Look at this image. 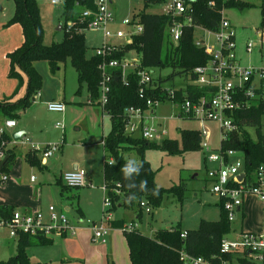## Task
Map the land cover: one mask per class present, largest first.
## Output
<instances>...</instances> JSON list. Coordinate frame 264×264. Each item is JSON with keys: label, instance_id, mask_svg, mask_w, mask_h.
I'll return each instance as SVG.
<instances>
[{"label": "trees", "instance_id": "1", "mask_svg": "<svg viewBox=\"0 0 264 264\" xmlns=\"http://www.w3.org/2000/svg\"><path fill=\"white\" fill-rule=\"evenodd\" d=\"M12 1L14 11L6 24L19 23L23 41L7 53L10 62L8 74L21 79V72H23L26 75V87L23 95L14 101L0 100V109L4 117L17 119L21 111L31 104L35 94L40 90L42 76L34 65L38 59H46L52 70L57 69L68 59L77 73L78 88L76 91L78 92L82 84H85L89 97L97 100L101 78L99 68L101 56L94 53L87 54L85 30H81L85 21L80 19L81 9L85 6L93 8L94 0H63L62 23L69 22L70 25H67L65 30L63 29V37L60 41H53L49 44L42 42L43 26L37 0ZM162 1L164 0H145L144 8L134 13V18L142 24L141 32L134 34L130 41L123 43L111 56L121 59L129 50H135L139 54L140 66L149 69L171 67V72L166 76L152 75L151 86L146 91L145 97H140L136 72H129L125 83L121 76L120 66L107 68L111 79L103 109L109 115L110 128L105 135L103 145L106 157H112L113 161L107 163L105 159L103 163V182L111 200V209L113 210L117 205L131 208L137 218H140L144 209L142 202L149 206V211L152 212L162 203L168 193L175 195L178 201L182 202L185 189L182 181L170 186L158 185L155 181L156 170L144 158V150L154 147L171 154H182L185 149H201V137L199 131L193 128L181 130V144L175 137L167 136L160 140H150L141 136L129 135L124 132L125 108L134 105L146 109V96H156L161 100L170 98L167 87L163 84L166 79H172L176 74H183L191 80L194 78V67L209 61L210 54L194 43V24L217 29L221 19L220 10L224 5L241 9L252 5L246 0L226 2L216 0L214 6L210 4V0H185L191 8L192 24L184 25L182 34L175 43L170 39L167 30L171 14L161 10L148 11L145 9L151 3ZM261 9L263 25L264 1L261 3ZM205 93H210L207 87L188 81L183 86L175 88L174 100L179 102L185 96L198 97ZM235 115L239 126L229 133V137L222 144L224 147L243 150L247 171L252 172L258 165L264 163V130L262 128L264 99L252 98L250 106L237 110ZM248 126L255 127L256 137L252 136ZM10 138V134L5 130L0 132V144L2 140L7 141ZM127 148L134 149L140 159L134 161L125 157L123 150ZM6 155L2 171L6 169V163L13 158L10 150H7ZM25 158L30 164L41 165L37 150H28ZM57 182H61L60 179ZM70 187L75 186L61 183V192L63 193ZM219 204L221 217L216 220L201 219L199 226L195 228L182 229L180 223L177 222L174 225L156 229L151 236L142 233L137 228L124 230L129 264H182L179 255L181 249L194 256H203L217 264H221L222 260H228L231 263L235 256L241 264H252L247 257L239 253L221 251V240L232 230L233 225L221 200ZM12 209V206L0 204V215H7ZM183 230L185 235L180 236ZM51 241V236L22 233L16 238V253L0 259V264H61L58 261L32 260L27 253L28 246L47 244Z\"/></svg>", "mask_w": 264, "mask_h": 264}, {"label": "built area", "instance_id": "2", "mask_svg": "<svg viewBox=\"0 0 264 264\" xmlns=\"http://www.w3.org/2000/svg\"><path fill=\"white\" fill-rule=\"evenodd\" d=\"M48 1L56 4L60 0ZM110 3L111 0H94L93 8L85 6L80 12V19L85 21L81 30L98 29L102 33V43L93 48V53L101 56L99 63L101 78L97 101L102 107L110 89L111 74L107 71L108 67L120 66L124 81L129 72H136L140 97H145L146 91L151 86L153 75L152 69L139 65L138 55L130 57L126 54L121 59L111 56L123 43L114 42L110 38L125 36L130 41L134 34L141 32L142 24L137 18L126 16L121 20L125 25L124 28H112L115 15ZM215 3L216 0H210L212 6ZM188 8V3L185 0H170L165 2L162 7L163 12L171 14L167 30L170 39L175 43L179 40L184 25L192 24L191 8ZM226 8L227 6L224 5L220 10L221 19L217 29L194 24L195 28L203 30L202 35L194 37V43L203 47L211 57L206 64L196 65L194 78L187 79L185 82L190 81L205 86L210 93L201 94L198 97L185 96L181 101L176 102L174 96L175 88L178 86H166L170 98L165 100L170 101L176 108L168 118H194L200 121L201 149L204 151L205 161L212 163L207 168V177L212 183L211 190L219 196L228 218L232 221L238 212L243 214L244 199L247 195L255 194L262 201V230L249 231L235 228L234 236H229L232 228L221 240V251L242 254L252 264H264V163L249 172L246 167L244 151L235 147H224L222 144L229 137V133L239 126L235 115L236 111L250 106L252 98L261 97L264 99V66L245 64L239 60L236 52V30L226 14ZM67 25L70 23L68 22ZM258 34L261 36V43H263L264 24L259 28ZM253 46L254 42L249 40L247 49L251 51ZM162 101L164 100L156 96H146V109L134 105L127 106L124 111V132L150 140L167 137V127L161 121H154L157 117L155 108ZM47 107L50 110L63 111L65 103L61 100H49ZM207 121L217 123V134L215 130L208 127ZM5 125L13 126L15 120L6 119ZM55 125L62 126V123L57 121ZM2 130L0 129V132ZM24 140L28 141L27 138ZM214 141H218V144L213 145ZM34 147L39 149L42 158H47L56 152L59 143L48 142L41 147ZM112 161V157H106L107 163ZM241 173H244L243 177H240ZM2 178L5 179L6 175L3 174ZM61 179L67 185L80 186L85 183L86 171L83 168L66 170L62 172ZM103 189L105 193L100 221L92 226V239L99 242L107 240L108 232L111 229L108 221L112 218L111 200L107 194V187L103 185ZM116 192L120 191L116 190ZM142 204L145 210H150V207L146 206L144 202ZM78 227V222H72L65 210L57 208L54 203L47 205L46 213L39 209L13 208L9 214L0 215V239L2 232L13 238H17L22 233L53 236L66 232L74 233ZM121 228L133 230L135 222H126ZM184 235L185 231L183 230L180 232V236ZM179 255L182 264H217L203 256L191 255L183 249L180 250ZM221 264H229V261L222 260Z\"/></svg>", "mask_w": 264, "mask_h": 264}, {"label": "rangeland", "instance_id": "3", "mask_svg": "<svg viewBox=\"0 0 264 264\" xmlns=\"http://www.w3.org/2000/svg\"><path fill=\"white\" fill-rule=\"evenodd\" d=\"M165 1L170 0L155 3V5L148 6L145 9L148 11L159 10ZM246 1L252 5L242 9L235 6L227 7V15L237 28L239 36H242V39H244V44L246 43V39H250L254 42V45L256 44L253 52L245 50L243 54L244 62L247 63L249 59H253L255 65H264V42L261 43V36L256 32L257 28H260L262 25L263 14L261 3L263 0ZM38 4L42 11V42L49 44L53 41H60L64 30L67 28L66 22L62 23L61 29L58 28L63 21V0H60L56 4H52L48 0H38ZM143 8V0H115L113 4L116 16L114 25L124 28L125 25L121 22V18L130 16L134 11ZM84 34L85 43L88 45L87 54H91L93 52L92 46L102 43L101 30L87 29L84 31ZM112 39L118 43L128 41V38L125 36L113 37ZM260 44H262L261 47ZM128 54L130 57L135 56L133 51H129ZM34 65L42 76V95H35L34 101L30 105L31 111L17 118L18 124L16 127L25 125L34 139L37 141L50 140V143L52 141L58 142L63 132L65 133L66 143H68L65 151L68 155L77 154L79 161L85 167H89L93 175L91 184L81 187H70L68 190L76 191L80 189L79 203L87 212L86 215H89L90 218H96L101 214V209L103 208L102 153H100L97 146L91 145V143L90 145L80 147L79 142L81 140L91 142L93 137L96 136L95 139H97L100 136L101 131L103 133L108 132L110 128L109 117L107 114H104L103 117L101 116L102 122L100 124L96 122V119L99 121L100 113L96 117V111L90 107L92 104L87 103L89 93L85 84H82L78 92L76 91L78 88L77 73L68 59L65 61V64L62 63L58 69L54 70L49 67L46 59H38L34 62ZM171 70V67H154L152 74L153 76H166ZM187 79L183 74H176L172 79H166L163 84L167 87L172 85L182 86ZM49 96L63 97L65 108L62 114L47 109L46 99ZM75 97H77V102L74 101ZM89 100L91 103L97 104L93 98ZM173 109L176 110L170 101H162L155 109L157 117L154 121H161L168 129L167 136L177 138L178 143L181 144V130L193 128L199 131L201 124L199 120L194 118H168ZM4 121L3 114L0 111L1 127ZM56 121L62 122L64 127H55ZM206 124L213 131L215 130L217 134L218 128L216 122L207 121ZM262 128L264 130V115L262 116ZM11 129H9L10 132ZM248 129L252 136L256 137L255 127L248 126ZM3 130L7 132L6 129L3 128ZM24 143H26L24 139L18 143H14L12 138L7 141H1L0 159L6 155L7 150H10L13 155L14 151H16L15 160L10 159L5 166L8 169L5 174L7 175V180L19 179V184L23 186L25 193L27 191L30 192L29 197L33 193L32 184L36 185L39 181H42V190L45 195L51 189L60 190L61 184L55 182L59 176L60 169H64L61 168L60 161H58L60 153L58 156L48 158L47 167L30 163L29 165L25 163L22 157L28 148ZM212 144L217 145L218 141H214ZM30 149L39 150L32 147V145ZM123 152L134 161L140 159V156L132 148H127ZM204 156V151L199 148L185 149L182 154H171L154 147L144 150V158L156 170L155 181L158 185L170 186L179 181L184 182L185 185L182 202L178 201L175 195L168 193L163 198L162 203L153 209L152 213L144 212L142 218L140 217L139 220L140 229L144 234L151 236L156 229L171 226L177 222L180 223L182 229L195 228L199 226L201 219L216 220L221 217L219 196L211 190L212 183L207 177V168L212 163L205 161ZM32 174L36 176L34 183L30 181V175ZM5 196L14 197V195L0 189V199ZM58 200L59 198L56 201ZM243 207L244 214L241 215V212H238L235 219L232 220L233 230L229 236H234L235 228L249 231H260L263 228V204L260 198L255 194L247 195L244 199ZM69 213L73 215L76 213L75 209L71 207ZM126 214L128 217L132 216L131 208H127ZM126 222H132V220ZM119 223L121 224L122 221ZM36 246L33 245V247ZM0 252H3L2 255H4L2 259L15 254V240L9 238L8 241H2L0 243ZM231 264L241 263L235 256Z\"/></svg>", "mask_w": 264, "mask_h": 264}, {"label": "crops", "instance_id": "4", "mask_svg": "<svg viewBox=\"0 0 264 264\" xmlns=\"http://www.w3.org/2000/svg\"><path fill=\"white\" fill-rule=\"evenodd\" d=\"M37 2H38V0H37ZM165 2H167V1H165ZM114 3H115V0H111L110 5H111L112 9H113ZM144 4H145V0H143V6H145ZM151 5H155V3H153V4L151 3L148 6H151ZM148 6H146L145 8H147ZM162 7H163V5H162ZM162 7L159 10L162 11ZM39 8H40V6H39ZM13 11H14V3L12 0H0V100L6 99L9 101H14L18 97L22 96L23 93L25 92V87H26V75L23 72H21V76H22L21 79L16 78V77H12L8 74L10 62H9V57L7 56V53L12 51L13 49H15L23 41L21 25L19 23H12L9 25L6 24L8 19L13 14ZM113 11H114V9H113ZM153 11H158V10H153ZM135 12L136 11H134L130 16L134 17ZM226 14H227V8H226ZM114 15H115V11H114ZM40 16H41V21H42L41 9H40ZM122 18H124V17H122ZM122 18H121V20H122ZM114 24H115V22L111 25V27L117 28L118 26H116ZM232 25H233V23H232ZM61 26H62V22L58 26V28L61 29ZM233 27L236 30V41H237L236 52H237V56L242 63H245L243 60V54H244L245 50L247 52H253L256 44L253 46V49L251 51H249L247 49V43L250 39H246V43L244 44V39H242V36H239V34H238L239 32H238L237 28L235 27V25H233ZM258 30H259V28H257V30H256L257 33H258ZM202 33H203L202 29L195 28L194 37L200 36V35H202ZM112 38H110V39L112 41H114ZM114 42H116V41H114ZM86 46H88V45L86 44ZM261 46H262V44H260V47ZM94 47L95 46L93 45L92 48H94ZM129 51H133L135 56H137V55L139 56V54L135 50H129ZM129 51L126 53L128 56H129V54H128ZM91 54H93V52ZM63 63L65 64V62H63ZM245 64H254L253 59H249L247 61V63H245ZM60 65H62V63ZM60 65H59V67H60ZM35 95H39V96L42 95L41 94V88L38 91V93H36ZM34 98H35V96H34ZM89 99H90V97L88 96L87 97V103L92 104V106H90V107L96 111V117L98 116V113H100L99 121H98V119H96V122L98 124H100L102 122L101 116L103 117L104 114L108 115V113L104 111L103 107L101 106V104L97 100H96L97 104H95V103H91ZM47 100L48 101L49 100H61L65 103V101L63 100V97L61 98V97L49 96L46 99V107H47ZM33 101H34V99H33ZM33 101L31 103H33ZM74 101L77 102V97L74 98ZM30 105L28 107H26L20 113V117H22L25 113L31 111ZM47 109H48V107H47ZM48 110L53 111V112H57L60 114L63 113V111H55V110H50V109H48ZM0 111H1V109H0ZM155 112H156V110H155ZM1 113H2V111H1ZM93 114H94V112H93ZM108 117H109V115H108ZM3 118H4V120H6V117H4V115H3ZM14 120H15V125L6 126L5 121H4V124L2 127L0 126V129H3V128L6 129L7 133H9L10 136H11L12 132H14L15 130L20 129L23 131L21 136L19 138H17L16 140H14L12 137L11 138H12L14 143H18L20 140H23L24 138L28 139V141H26V143H24V144H26V146L28 148L25 150V152L23 153L24 155H22V157L24 158L25 163L29 164V162L25 158V153L28 150H30V146L32 145V147H34V146H38V147L40 146L41 147L44 144L51 142V141L50 140L37 141L36 139H34L32 137L31 132H29V130L27 129V127L25 125H23L22 127L21 126L16 127L18 124V121H17V119H14ZM55 127L63 128L64 125H62V126H56L55 125ZM10 128H12L11 132L9 130ZM106 133H103L101 131V134L99 136L100 138L98 137L99 139L98 138L95 139L96 138V136H95V137H93V140L91 142H86L85 140L84 141L81 140V142H79L80 147L85 146V145H90V143H91V145L97 146L99 148L100 153H102L103 163L106 159V155L104 152V145H103ZM59 139L60 140L58 141V143H59L58 149L56 150V152L53 155L49 156V157L58 156L60 153L58 161H60L59 163L61 165V168H64V169H60L59 176L55 180V182H57L60 179L61 182H57V183H60V184L64 183L61 180V174L63 171L72 170V169H76V168H83L86 171L85 183L83 185L75 186V187H81L84 185L91 184V180H92V176H93L91 169L89 167H85L81 163V161H79L77 154H71V155L67 154V152L65 151V147L67 146L68 143H66L64 132H63V135ZM52 142H57V141H52ZM38 153H39V156L41 159L42 167H44V166L47 167V160L49 157L42 158L39 150H38ZM123 154H124V152H123ZM15 156H16V151H14V155H13L12 159L15 160ZM124 156L128 157L125 154H124ZM129 158H131V157H129ZM103 163L101 164V172H102V168H103ZM7 171H8L7 168L4 171L0 170V189L2 191H6L7 193H9L11 195H14V197H12V198L6 197V196L2 197L0 199V204H7L9 206H12L13 208H19V209H27V210H38L39 209V210H43L46 213L47 212V205L49 203H54L57 206V208L65 210V212L68 214V216L72 222H78V224H79V227L77 228V230L74 233L70 234L69 232H66V233H62L60 235L54 234L53 236H51L52 241L50 243L39 244L36 247H33V245L28 246L27 247V253L32 260H50V261H56V262L58 261L61 264H129L130 263L129 255H128V245H127L126 237L124 234V230L121 227L124 223H126V221L135 220V221H133V222H135V228L139 229L142 232V230L140 229V226H139L140 218H137L135 216V212L132 209H131L132 210V216L128 217L126 214L127 208L120 206V205H117L116 208H114L112 210V218L108 221V224L111 226V229L108 232L107 240L105 242L95 241L92 239V234H93L92 226L99 223L101 214L96 218L95 217L90 218L89 215H86L87 212L85 211V209H83V207L79 203L80 189L79 190L77 189L76 191L66 190V191H64L65 193L64 192L62 193L61 192V186H60V190L51 189L49 192H47V195H45V194H43V190H42L43 189L42 181H39V183L36 185L32 184L33 193H32V196L29 197L30 192L27 191L25 193V191L23 190V186H21L19 184V181H20L19 179H11V180L8 179L7 180V175H6L5 179L2 178V175L6 174ZM31 176H33V178H31ZM102 176H103V173H102ZM30 181H31V183H34L36 181V176H34L33 174L30 175ZM103 191H104V189H103ZM103 196H104V194H103ZM58 198H59V200L56 201ZM102 201H103V198H102ZM71 207H73L75 209V212H76L73 215H70V213H69ZM145 211L152 213L151 211L143 209L142 214L140 216L141 218H142V215L144 214ZM101 213H102V209H101ZM243 214H244V212H243ZM119 221H122V223L116 224V222H119ZM9 238H13V237H9L6 233L2 232V237L0 239V243L2 241H8ZM13 239L16 242V238H13ZM2 254H3V252H0V259H2V257L4 256ZM229 264H231V263L229 262Z\"/></svg>", "mask_w": 264, "mask_h": 264}, {"label": "water", "instance_id": "5", "mask_svg": "<svg viewBox=\"0 0 264 264\" xmlns=\"http://www.w3.org/2000/svg\"><path fill=\"white\" fill-rule=\"evenodd\" d=\"M23 133L22 130L18 129V130H15L14 132H12L11 134V137L16 140L17 138H19L21 136V134ZM6 158H7V155H4L1 160H0V170L2 168V165L4 164V162L6 161ZM244 176V173H241L240 174V177H243Z\"/></svg>", "mask_w": 264, "mask_h": 264}]
</instances>
